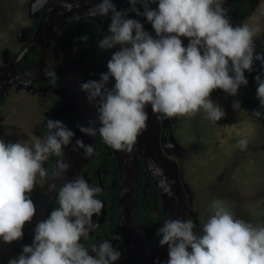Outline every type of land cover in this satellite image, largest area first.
<instances>
[{
    "label": "clouds",
    "instance_id": "obj_1",
    "mask_svg": "<svg viewBox=\"0 0 264 264\" xmlns=\"http://www.w3.org/2000/svg\"><path fill=\"white\" fill-rule=\"evenodd\" d=\"M128 3L129 8L117 10L112 0H101L89 10L90 15L110 20L97 47L105 52L119 48L112 52L107 71L99 80L80 84L97 116L88 126L77 127L88 137L99 135L111 149L132 151L147 128L148 106L157 119L191 116L203 110L209 120L218 122L225 111L210 98L211 93L220 89L236 97L239 89L248 85L245 73H251L257 61L264 66V53L256 51L253 39L259 28L233 26L227 18L225 0ZM153 4L155 8L150 7ZM129 12L144 17L155 37L139 20L130 18ZM181 38L188 43L185 45ZM48 77L55 87V70ZM254 79L260 105L255 113L259 116L264 114V71ZM232 106L234 110L241 108L238 100ZM67 126L47 119L46 134L35 137L31 144L0 139V242L11 244L23 239L24 226L37 211L30 194L37 176L46 175L44 163L50 156L62 157L70 145L85 156L93 153V145H86L82 139H75L73 144L75 133ZM237 146L245 150L248 139L241 137ZM68 167L59 160L55 175H63ZM101 193L99 185L81 176L63 183L56 197L59 206L37 223L32 244L24 245L8 264H117L121 252L112 240L105 239L91 248L82 243L97 227L93 217L101 213ZM196 228L192 219H165L160 224L159 245H166L168 251V259L162 264H264V226L236 218L226 202L213 200L211 215L199 232Z\"/></svg>",
    "mask_w": 264,
    "mask_h": 264
},
{
    "label": "rangeland",
    "instance_id": "obj_2",
    "mask_svg": "<svg viewBox=\"0 0 264 264\" xmlns=\"http://www.w3.org/2000/svg\"><path fill=\"white\" fill-rule=\"evenodd\" d=\"M49 1L2 0L0 50L10 46L7 41L17 40L18 33L31 25L36 9ZM141 17L138 16L139 21H143ZM233 20L259 28L253 39L257 52L264 53V0H256L248 14L243 17L235 14ZM24 33L25 30L21 36ZM256 63L259 73L264 71V66L259 61ZM245 75L248 85L241 87L236 97L220 89L211 93L210 98L225 111L218 122L209 120L203 110L191 116L161 119L164 129L161 142L167 139L168 156L179 167L187 198V219L197 225V232L211 215L215 199L226 202L236 218L251 221L257 227L264 226V114L255 113L260 111V105H254L258 99L251 73ZM234 100L240 102L238 110L233 109ZM57 105L54 94H42L37 89H14L0 107V139L31 144L35 137H43L40 128ZM241 137L248 139L245 150L237 146ZM49 162L50 158L44 163L47 169ZM47 176V172L43 178L37 176L30 194L32 199L42 189ZM155 211L161 213L158 204ZM23 246V240L11 244L0 242V264H8L10 258L21 253ZM122 256L117 264H122Z\"/></svg>",
    "mask_w": 264,
    "mask_h": 264
},
{
    "label": "water",
    "instance_id": "obj_3",
    "mask_svg": "<svg viewBox=\"0 0 264 264\" xmlns=\"http://www.w3.org/2000/svg\"><path fill=\"white\" fill-rule=\"evenodd\" d=\"M236 1L225 0L224 7L229 20V7ZM100 2L101 0H56L43 14L39 30L33 38L31 47L38 43L44 45L43 42L46 38H55L57 36L60 39L63 26L70 22L79 21L84 18L100 17L90 15L89 12L95 4ZM112 2L116 5L117 10L129 4L128 0H112ZM101 18L100 36L102 37L107 17ZM148 32L155 37L153 29H150ZM62 39L68 43L65 38L62 37ZM181 39L185 45L188 43L186 38ZM43 45L41 58L36 65L21 70H17L16 66H14L12 69H8L7 73L0 78V100L4 97L9 85L13 81H19L25 85L34 81L49 83V79L42 72L45 52ZM28 51L29 49H26L19 58H24ZM258 74L257 64H254L251 76L255 90L257 89V84L254 77ZM70 102L71 100L69 103H65L54 115V117H57L56 120L63 123L66 122L64 112L70 108ZM94 109L93 107H86L82 110L81 115L75 120L74 124L67 126L71 129L75 128V131H73L75 133L73 144L75 143V139H82L86 145H93L94 151L90 156H85L82 150L73 151L70 145L64 149L63 156L58 157L57 162L62 160L69 165L68 170L61 176L55 175L57 170L56 162L42 189L33 199L37 211L32 221L26 223L29 233L28 245L32 244L34 229L37 223L45 218L47 211L57 197L60 186L67 180L79 176L83 167L95 156L97 136L94 138L88 137L81 133L77 127V125L88 126L90 120L96 119L97 113L93 111ZM146 111L149 116L147 128L138 137L132 151L127 152L112 149L121 175L120 186L117 191V226L127 251L128 264H157L158 261L162 264V262L168 259L167 246L161 247L159 245L160 237L157 235V231L151 240L148 241L143 227L137 221L136 206L139 196L140 160L143 161L146 172L156 186L161 198L163 218L160 224L165 219H187V198L181 181L179 167L163 150L160 119H157V116L151 113L150 106L146 108ZM58 116L60 117L59 119ZM46 131L47 129H45Z\"/></svg>",
    "mask_w": 264,
    "mask_h": 264
},
{
    "label": "flooded vegetation",
    "instance_id": "obj_4",
    "mask_svg": "<svg viewBox=\"0 0 264 264\" xmlns=\"http://www.w3.org/2000/svg\"><path fill=\"white\" fill-rule=\"evenodd\" d=\"M55 1L56 0H51L45 5H41L40 7H38L34 12V16L31 17V25L27 29H23L25 30L24 35L21 36V33L23 31L22 30L21 33H18V38L15 42L12 43V41H7L10 46H7V48L5 47L0 50V78L7 73L8 69H12L14 66H16L17 70H21L26 67L34 66L39 62L42 55L43 44L41 45V43H38L33 45L32 47L31 44L36 32L39 30L43 14ZM255 2L256 0H251L249 8L252 9ZM0 3H2V0H0ZM232 5L229 7L230 21L233 23V26H237L240 24L233 20L235 14L237 13L231 11ZM137 7L140 8V10L143 9L139 4L137 5ZM127 8H129V4L119 8L118 10ZM246 14H248V12L243 13L239 16L243 17ZM129 17L138 20V16H136L135 13L129 12ZM141 18H143V21L140 22L142 23L145 30L149 31L150 29H152L151 24L147 22L144 17ZM101 20V17H94L70 22L63 26L60 39H58L57 36L55 38H52L50 36V38H46L47 41L45 40L43 42L45 52L42 72L45 77L49 79L48 73L55 70L58 77L56 86L54 87L50 83L35 82L34 80H32L34 82H30L26 85L19 81H13L9 85L4 97L0 100V107L7 100L8 96L14 89H37L42 94H54L58 100L57 107L55 109H52L45 118L42 127L44 129V132L46 129V120H56L57 117H54V115L65 103H69L70 100V108H68V110L64 112V116L66 118V122L64 124L66 126L67 124L68 126H72L75 120L81 115L82 110H84L86 107H93L88 103L85 93L80 90V84L88 80H99L100 74L107 71V61L110 59L112 52L116 50V48H114L110 51L105 52L97 47V42L101 38ZM109 23L110 20L107 17L104 27V34L107 32ZM61 36L65 38L68 43L65 42ZM81 36H85L87 38L85 40H81ZM13 47H16V49ZM118 47L119 46H117V48ZM26 49H29V51L26 53V56L24 58H19ZM33 55H37L36 60L33 59ZM257 102L258 101H254V105H257ZM59 118L60 117L58 116V119ZM160 124L162 137L164 129L161 119ZM71 130L75 131V128H72ZM167 145L168 142L166 139L162 143V147L164 152L169 155L167 152ZM95 147V156L83 167L79 176L85 178L90 184L99 185L102 188V193L98 198L101 199L103 207L101 213L98 216L93 217V220L97 225L96 229L90 234L89 238L83 240L82 243L85 245V247L91 248L93 245H98L105 239L112 240L113 246L117 247L121 254H123L122 264H128L127 251L117 226L118 214L115 219L112 214V202L114 198L117 202V191L121 181L120 171L113 150L111 149V147L103 143L99 135H97ZM96 156H98L97 159H95ZM94 159L95 163H93ZM47 174L48 179L51 174V171L49 169H47ZM147 175L143 184L142 198H146L150 195H153L152 197L154 198L156 196L155 191H150L151 182H149V175ZM115 191L116 195L114 196L113 193ZM156 204L154 206V210L156 209ZM113 223H115L117 232L115 230V227L113 226ZM114 236H118L119 239L113 240ZM90 255H94V253H91L90 251ZM124 256H126V260H124Z\"/></svg>",
    "mask_w": 264,
    "mask_h": 264
},
{
    "label": "trees",
    "instance_id": "obj_5",
    "mask_svg": "<svg viewBox=\"0 0 264 264\" xmlns=\"http://www.w3.org/2000/svg\"><path fill=\"white\" fill-rule=\"evenodd\" d=\"M250 1L251 0H238V1H236L231 7V11L236 12L237 15H242L243 13L249 12L251 10V8H249L250 7ZM98 21H99V19H98ZM33 59L36 60L37 55H33ZM40 132H41V134L45 135L44 129L42 127L40 128ZM111 157H113V156H111ZM97 158H98V156H96L95 159H97ZM57 159H58V157H56L54 155L50 156V162L48 165V168L50 171L53 170ZM95 159H94L93 163H95ZM140 163H141V172H140V184H139V197H138L137 206H136V216H137L138 223L143 227L145 234H146V237H147V240L149 241L155 235L157 228H158V226H159V224L163 218V214H162L163 210L161 207V198H160L159 192H158L156 186L154 185V183L152 182V180L150 179V177L148 178L149 182H151L150 191L151 192L155 191L156 196L153 198L152 197L153 195H150L146 198H142L143 197L142 196L143 184L145 182L144 180H145V177L147 174H146V169H145L143 161L141 160ZM113 195L114 196L116 195V191L113 193ZM156 203L157 204L159 203V206L161 208V213L159 215L154 210V206ZM112 205H113V213L112 214H113V217L115 219V217L118 214V205H117L115 198L112 202ZM58 206H59L58 200L56 198L55 202L52 204L49 211L46 213L45 218L54 208H56ZM113 226L115 227V223H113ZM115 230L117 232L116 227H115ZM23 232H24V236H23L22 240L24 241V245H28L27 240H28L29 233H28L26 224L24 226Z\"/></svg>",
    "mask_w": 264,
    "mask_h": 264
},
{
    "label": "bare ground",
    "instance_id": "obj_6",
    "mask_svg": "<svg viewBox=\"0 0 264 264\" xmlns=\"http://www.w3.org/2000/svg\"><path fill=\"white\" fill-rule=\"evenodd\" d=\"M152 111V110H151ZM152 113V112H151ZM152 115V114H151Z\"/></svg>",
    "mask_w": 264,
    "mask_h": 264
}]
</instances>
